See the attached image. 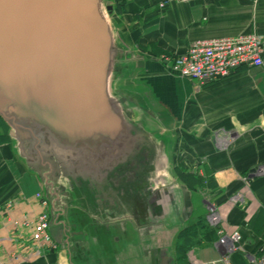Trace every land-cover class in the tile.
<instances>
[{
	"label": "crops",
	"instance_id": "obj_1",
	"mask_svg": "<svg viewBox=\"0 0 264 264\" xmlns=\"http://www.w3.org/2000/svg\"><path fill=\"white\" fill-rule=\"evenodd\" d=\"M106 1L124 50L117 85L133 97L137 116L161 130L169 169L176 163L195 175L198 190L193 196L176 184L172 208L158 224L146 222L141 229L133 223L98 227L92 217H84L88 224L81 225L82 216L75 214L60 244L51 238L56 250L39 255L27 239L29 230L14 232L0 215L1 259L7 264L213 261L219 257L218 236L207 221L208 203L217 208L225 231L240 235V249L229 256V264H257L264 245V67H241L200 86L172 74L169 64L196 40L253 31L264 37V0H196L162 7L165 0ZM5 134L0 122V210L14 200L10 216L33 220L41 211L34 196L42 186L16 158ZM188 226L193 247L183 251V240L177 239L176 246V238ZM11 254L17 255L16 263L9 260Z\"/></svg>",
	"mask_w": 264,
	"mask_h": 264
},
{
	"label": "water",
	"instance_id": "obj_2",
	"mask_svg": "<svg viewBox=\"0 0 264 264\" xmlns=\"http://www.w3.org/2000/svg\"><path fill=\"white\" fill-rule=\"evenodd\" d=\"M111 14L106 0H0V120L42 186L56 243L75 214L141 229L174 203L162 132L117 85Z\"/></svg>",
	"mask_w": 264,
	"mask_h": 264
},
{
	"label": "built area",
	"instance_id": "obj_3",
	"mask_svg": "<svg viewBox=\"0 0 264 264\" xmlns=\"http://www.w3.org/2000/svg\"><path fill=\"white\" fill-rule=\"evenodd\" d=\"M193 1L196 0H165L160 6L171 2ZM263 57L264 37L253 31L236 37L196 40L190 44L184 54L171 59L169 71L179 78L195 81L201 86L224 79L241 67H264ZM34 198L38 201L41 211L33 220L16 219L10 216V211L15 205L14 200H8L3 204L0 215L3 222L14 232H20V228L29 230L27 239L35 246L34 254L39 255L42 253L41 250H56V244L48 233L47 202L41 192H37ZM208 206L207 221L216 230L218 236L216 247L219 250V257L213 261L200 263L192 261L190 264H229V256L240 249V235L235 230L226 232L217 208L210 204ZM0 245H2L1 237ZM9 260L16 263L18 257L16 254H11ZM0 264L7 263L0 257ZM257 264H264V245Z\"/></svg>",
	"mask_w": 264,
	"mask_h": 264
},
{
	"label": "rangeland",
	"instance_id": "obj_4",
	"mask_svg": "<svg viewBox=\"0 0 264 264\" xmlns=\"http://www.w3.org/2000/svg\"><path fill=\"white\" fill-rule=\"evenodd\" d=\"M171 167H172V170H170V172H169V175H170L169 176V180H170V182H175L176 184L179 183L180 186L184 188V191H187L191 195L195 196L196 190H198V188H195V186H198L199 185V183H197V182H199V179H197V177L195 175H193V177L191 178V182H185V180H184L183 177L188 172H184V171L180 170V168L177 166L176 163L173 166H171ZM189 183L192 184L193 188L192 187H189ZM205 205H206L207 211H208V207H209L208 206V203L205 204ZM188 228H189V226H188ZM185 229H187V228H184L181 231H184ZM177 239H178V237L176 238V246L178 245V242H179ZM191 241H192V239H191ZM191 246L193 247V243L191 244Z\"/></svg>",
	"mask_w": 264,
	"mask_h": 264
},
{
	"label": "trees",
	"instance_id": "obj_5",
	"mask_svg": "<svg viewBox=\"0 0 264 264\" xmlns=\"http://www.w3.org/2000/svg\"><path fill=\"white\" fill-rule=\"evenodd\" d=\"M0 122L3 124V126H4V128H5V130H6V134H5V137L9 140V142H10V144L12 145V143H11V141H10V139L8 138V136H7V128H6V126H5V124L0 120ZM193 177V175L192 174H189V173H187V174H185V176L183 177L184 178V180H185V182H191V178ZM198 179V178H197ZM198 183V182H197ZM189 187H192L193 188V186H192V184L191 183H189ZM198 224H200V223H198ZM190 229H191V227H187V229H185L184 231H180L179 233H178V239H182L183 240V244H181V246H180V248L183 250V251H186V250H188L190 247H191V240H190V238H189V234H191L190 233Z\"/></svg>",
	"mask_w": 264,
	"mask_h": 264
}]
</instances>
